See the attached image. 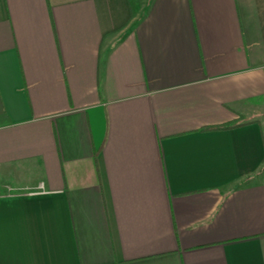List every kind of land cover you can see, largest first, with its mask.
Masks as SVG:
<instances>
[{
    "label": "crops",
    "instance_id": "obj_1",
    "mask_svg": "<svg viewBox=\"0 0 264 264\" xmlns=\"http://www.w3.org/2000/svg\"><path fill=\"white\" fill-rule=\"evenodd\" d=\"M0 264H264V0H0Z\"/></svg>",
    "mask_w": 264,
    "mask_h": 264
},
{
    "label": "trees",
    "instance_id": "obj_2",
    "mask_svg": "<svg viewBox=\"0 0 264 264\" xmlns=\"http://www.w3.org/2000/svg\"><path fill=\"white\" fill-rule=\"evenodd\" d=\"M233 126L230 125H222V126H216V127H208V128H202L200 129L201 132H207V131H220V130H228L231 129Z\"/></svg>",
    "mask_w": 264,
    "mask_h": 264
}]
</instances>
